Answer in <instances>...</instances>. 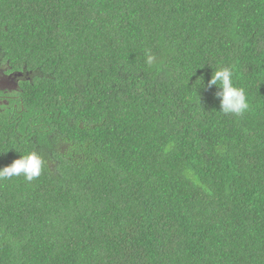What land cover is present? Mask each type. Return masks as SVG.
<instances>
[{
  "label": "trees",
  "instance_id": "1",
  "mask_svg": "<svg viewBox=\"0 0 264 264\" xmlns=\"http://www.w3.org/2000/svg\"><path fill=\"white\" fill-rule=\"evenodd\" d=\"M0 63V264H264V0H0Z\"/></svg>",
  "mask_w": 264,
  "mask_h": 264
},
{
  "label": "clouds",
  "instance_id": "2",
  "mask_svg": "<svg viewBox=\"0 0 264 264\" xmlns=\"http://www.w3.org/2000/svg\"><path fill=\"white\" fill-rule=\"evenodd\" d=\"M154 56L150 52L145 53V64L153 65ZM233 71L231 67H219L213 70L208 86H216V98L219 100L218 112L224 115L240 116L249 109L248 97L245 90L233 83ZM45 161L35 150L21 154L9 165L0 167V180L22 177L31 182L37 179L44 168Z\"/></svg>",
  "mask_w": 264,
  "mask_h": 264
},
{
  "label": "rangeland",
  "instance_id": "3",
  "mask_svg": "<svg viewBox=\"0 0 264 264\" xmlns=\"http://www.w3.org/2000/svg\"><path fill=\"white\" fill-rule=\"evenodd\" d=\"M20 76L19 72H13L11 74L5 75L0 79V90L14 91L17 87V80ZM2 104H6L7 100L1 101Z\"/></svg>",
  "mask_w": 264,
  "mask_h": 264
},
{
  "label": "flooded vegetation",
  "instance_id": "4",
  "mask_svg": "<svg viewBox=\"0 0 264 264\" xmlns=\"http://www.w3.org/2000/svg\"><path fill=\"white\" fill-rule=\"evenodd\" d=\"M11 73H13V72H6L3 64L0 63V79L3 78L5 75L11 74ZM17 81H19V78ZM17 89L18 88L16 87L15 90H17ZM15 90L14 91L0 90V104H2V102H1L2 100H4V99L7 100L9 97H12L14 99L16 97L15 96ZM10 92H14V95H12V96L9 95L8 93H10Z\"/></svg>",
  "mask_w": 264,
  "mask_h": 264
}]
</instances>
